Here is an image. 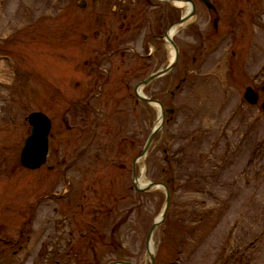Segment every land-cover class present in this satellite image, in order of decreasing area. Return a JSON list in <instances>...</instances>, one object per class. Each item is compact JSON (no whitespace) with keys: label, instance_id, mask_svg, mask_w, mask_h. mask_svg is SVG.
<instances>
[{"label":"rangeland","instance_id":"1","mask_svg":"<svg viewBox=\"0 0 264 264\" xmlns=\"http://www.w3.org/2000/svg\"><path fill=\"white\" fill-rule=\"evenodd\" d=\"M115 4L0 0V264H150L146 241L165 190L136 192L131 170L159 110L138 99L132 109L126 98L119 115L117 102L134 98L136 82L125 92L122 67L113 64L96 73L111 74L110 89L93 95L105 113L89 117V128L77 127L75 113L92 89L83 64L98 62L89 41L96 33L105 40L109 21L118 26ZM201 23L212 28L197 18L190 34H177L181 61L144 92L175 110L136 165L143 181L173 189L153 233L155 261L264 264V93L255 107L243 98L246 87L264 83V22L253 35L241 27L222 39L197 37ZM171 56L162 52L160 69ZM38 111L52 124L50 150L30 172L19 157L26 118Z\"/></svg>","mask_w":264,"mask_h":264},{"label":"flooded vegetation","instance_id":"2","mask_svg":"<svg viewBox=\"0 0 264 264\" xmlns=\"http://www.w3.org/2000/svg\"><path fill=\"white\" fill-rule=\"evenodd\" d=\"M118 2L119 4L110 7V13L113 14V11L119 21L118 34H116L118 26L113 23L115 21L113 20L106 23L105 40L100 41V37L97 38L96 33L93 36L94 40L89 41L90 44L92 43L91 56L97 58L98 62L88 63L85 61L84 64L82 63L86 68H91V72L86 75L87 78L84 75L82 81L84 80L92 89L85 93L83 101L85 103L80 106L78 112L76 111L77 127L89 128L88 118L93 114L102 115L106 111H102L100 104L96 106L94 104L96 98H93L95 97L93 95L97 94L95 88L100 90L109 87L110 89L111 74L109 71L104 72L107 75L96 74L97 71L102 70L101 66L120 64L124 73V78L120 82L128 93L134 82H136L134 86H137L152 78L151 82L147 84L151 85L174 73L175 67L181 61L179 46L176 44L175 38L179 33L190 34L193 19L199 18L212 23L211 29H202V23L199 24L195 29L197 37L213 35L215 39L232 37L235 32H240L241 27L244 30L243 35H247L250 31L254 32L256 22H264V0H118ZM96 5L99 6V3ZM119 5L120 10L117 8ZM171 33H173L172 37ZM250 35L253 34L250 33ZM235 41V46L241 44L240 40ZM95 43L98 44L97 47ZM102 43L103 46L100 47ZM206 48L209 51L210 47ZM167 51L168 54L172 55L173 53V57L175 53L178 54L175 67L154 77L158 72L166 71L173 64L174 58L171 56L169 64L164 68H159L162 52L167 53ZM116 55L119 56L117 63L114 61L117 59ZM133 58L136 60H132ZM137 76L141 79L136 78ZM95 82L96 85H94ZM260 91L264 92V85L261 86ZM128 96L131 101H134V103L132 102L134 105L138 98L135 95L132 98L131 94ZM126 98L127 96L117 102L119 111H123V108L120 107H123L121 104L125 103ZM77 101L79 99L75 100V103Z\"/></svg>","mask_w":264,"mask_h":264},{"label":"water","instance_id":"3","mask_svg":"<svg viewBox=\"0 0 264 264\" xmlns=\"http://www.w3.org/2000/svg\"><path fill=\"white\" fill-rule=\"evenodd\" d=\"M208 6H210V5H208ZM81 7L85 8L86 4L84 2H82ZM172 68H173V66L168 68L166 71H160L154 77H158V76L168 72ZM151 80H152V78L148 79L147 81H145L144 84L149 83ZM244 97H245V100L251 105H255L257 103L258 96L253 92V90L251 88L246 89ZM161 111H162L161 120L164 121L165 117H164V112H163L162 106H161ZM28 122L32 126V133L27 138V140L25 141V146H24L22 153H21V164H22V166H24L28 169L35 170V169L40 168L46 162V157H47L48 150H49V133L51 131V122L48 119V117L42 113H32L28 117ZM162 126H163V122H162L160 128H158L156 130L154 129L152 131V133H151V135H150V137H149V139H148V141L144 147L142 154L133 163L134 169H135L137 161L146 156L156 134L160 131ZM135 178H136V176L134 175V179ZM156 186L165 187L163 184L152 183L147 188L140 189L135 184L136 189L141 190V191L149 190V189L156 187ZM166 192H167L166 207H165L163 216L160 219V221H156V223L151 227V229L149 231V234L147 237V245L148 246H149L153 231L157 228V226L162 221V219H164L165 214L168 210L169 203H170V194H169V191L167 188H166ZM150 259H151V264H155L154 255L151 253H150ZM116 264H131V263L121 262V263H116Z\"/></svg>","mask_w":264,"mask_h":264},{"label":"bare ground","instance_id":"4","mask_svg":"<svg viewBox=\"0 0 264 264\" xmlns=\"http://www.w3.org/2000/svg\"><path fill=\"white\" fill-rule=\"evenodd\" d=\"M173 33H174V32H173ZM173 33H171V37L173 36ZM171 53H172V52H171ZM172 57H173V53H172ZM139 93H141V90H139ZM160 123H161V116L159 115V116H158V119H157V122L155 123V126H156L155 130L158 129V128H160V127H159ZM148 183H149V182L143 181L142 178H140V179L137 181L138 186H141V187H145V186H147ZM149 247H150V249H151V251H152V249H153V242L150 243Z\"/></svg>","mask_w":264,"mask_h":264}]
</instances>
